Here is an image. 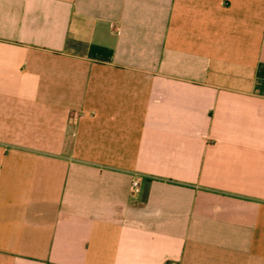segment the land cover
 <instances>
[{
    "label": "crops",
    "instance_id": "1",
    "mask_svg": "<svg viewBox=\"0 0 264 264\" xmlns=\"http://www.w3.org/2000/svg\"><path fill=\"white\" fill-rule=\"evenodd\" d=\"M0 264H264V0H0Z\"/></svg>",
    "mask_w": 264,
    "mask_h": 264
},
{
    "label": "built area",
    "instance_id": "2",
    "mask_svg": "<svg viewBox=\"0 0 264 264\" xmlns=\"http://www.w3.org/2000/svg\"><path fill=\"white\" fill-rule=\"evenodd\" d=\"M140 182H141V178L139 176L133 177V179H132V191L134 193L140 192Z\"/></svg>",
    "mask_w": 264,
    "mask_h": 264
}]
</instances>
